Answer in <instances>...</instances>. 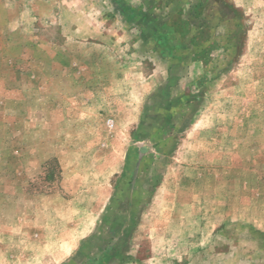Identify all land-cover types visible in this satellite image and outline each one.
<instances>
[{
    "label": "rangeland",
    "instance_id": "1",
    "mask_svg": "<svg viewBox=\"0 0 264 264\" xmlns=\"http://www.w3.org/2000/svg\"><path fill=\"white\" fill-rule=\"evenodd\" d=\"M0 264H264V0H0Z\"/></svg>",
    "mask_w": 264,
    "mask_h": 264
}]
</instances>
